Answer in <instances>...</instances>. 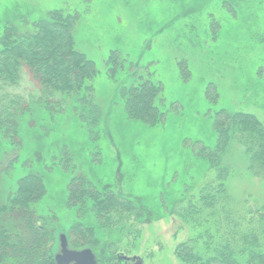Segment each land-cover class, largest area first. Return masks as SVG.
Returning <instances> with one entry per match:
<instances>
[{
	"label": "rangeland",
	"instance_id": "rangeland-1",
	"mask_svg": "<svg viewBox=\"0 0 264 264\" xmlns=\"http://www.w3.org/2000/svg\"><path fill=\"white\" fill-rule=\"evenodd\" d=\"M176 2L0 0V38L13 21L29 18L31 23L48 11L75 15L76 50L96 65L97 75L89 83L102 107L105 124L98 123L99 129L106 128L108 136L95 128L92 138L69 109L57 111L54 122L44 120L43 126H51L48 133H36L39 124L25 117L17 136L0 133V203L9 201L22 178L43 174L47 192L37 210L52 228L54 259L61 253L62 235L74 250L68 230L75 212L66 204L65 190L70 170L57 158L60 145L69 148H63L65 153L72 152L76 171L96 174L99 180L121 179L125 192L143 200L147 213L132 219L135 234L104 230L90 218L97 222L93 225L100 245L121 240L118 257L123 264V257L143 264H183L176 249L190 242L201 249L204 260H211L216 247L226 243H232L242 259L245 235L248 242L258 237L264 250V179L249 170L235 143L226 158L231 169L227 200L215 210L198 206L201 215L188 224L172 213L174 200L186 186L193 184L191 200L197 203L201 188L216 184L215 171L208 172L194 154L215 145L213 120L219 111L253 114L264 123V0H231L223 6L218 0ZM113 53L119 56L114 65L109 62ZM23 75L19 92H31L37 82L27 69ZM145 81L158 88L154 105L164 114L155 128L130 121L125 113L123 90ZM96 138L105 158L93 170L86 149Z\"/></svg>",
	"mask_w": 264,
	"mask_h": 264
},
{
	"label": "trees",
	"instance_id": "trees-1",
	"mask_svg": "<svg viewBox=\"0 0 264 264\" xmlns=\"http://www.w3.org/2000/svg\"><path fill=\"white\" fill-rule=\"evenodd\" d=\"M176 1L181 3L184 0ZM218 1L223 6L231 0ZM28 21L29 18L10 22L0 38V133L17 136L21 133L24 117L39 124L36 133L43 134L45 129L48 133L47 128L51 126H43L44 120L54 122L57 111L69 109L77 114L81 126L90 130L92 138L95 128L108 136L106 128L103 127L104 132L99 129L98 123L102 125L104 122L102 107L97 102L94 86L89 83L97 75L96 65L75 47L73 28L76 16L48 11L39 20ZM118 57L113 53L109 62L117 64ZM26 69L33 75L37 86L32 87L31 92L25 89L19 92ZM145 82L140 87L123 90L125 113L130 121L155 128L162 124L164 114L154 105L158 88ZM213 121L215 145L198 148L194 155L206 165L208 172L215 171L216 184L203 186L197 191V203L191 200L196 189L193 190V184H190L172 206L173 215L187 224L190 218L200 214L198 206L215 210L227 200L226 183L231 169L226 158L233 143L248 159L249 170L264 179V123L253 114L225 110L219 111ZM63 148L68 147L60 145L57 158L60 165L66 161L70 170L65 189L66 204L75 212V222L68 230L70 247L78 251L91 248L98 264H123L118 257L121 240L100 245L95 239L97 229L93 224L98 222L104 230L135 234L132 219H141L144 212L147 213L143 200L125 192L121 179L110 177L107 182L103 178L97 179L96 174L86 176L81 170L76 171L72 152L65 153ZM86 154L88 166L93 170L104 163L105 153L97 138L91 147H87ZM105 173L111 175L113 171L106 170ZM46 192L43 174L31 173L19 181L8 202L0 203V264H56L57 247L52 228L46 225L47 219L37 210ZM91 216L97 222L92 223ZM82 218L88 219L84 221ZM248 238L247 235L242 237L239 250L242 259L238 258L232 243L216 247L211 260H204L201 249L191 242L180 244L176 256L183 264H264V250L259 238H254L253 242H248Z\"/></svg>",
	"mask_w": 264,
	"mask_h": 264
},
{
	"label": "water",
	"instance_id": "water-1",
	"mask_svg": "<svg viewBox=\"0 0 264 264\" xmlns=\"http://www.w3.org/2000/svg\"><path fill=\"white\" fill-rule=\"evenodd\" d=\"M123 257V260H126ZM57 264H98L96 256L90 249L81 251L70 250L66 236H61V253L55 258ZM138 264H143L139 262Z\"/></svg>",
	"mask_w": 264,
	"mask_h": 264
},
{
	"label": "flooded vegetation",
	"instance_id": "flooded-vegetation-1",
	"mask_svg": "<svg viewBox=\"0 0 264 264\" xmlns=\"http://www.w3.org/2000/svg\"><path fill=\"white\" fill-rule=\"evenodd\" d=\"M126 258L127 259L124 260L125 264H138L139 262H143L142 260L136 259V258H134V259H131V258H128V257H126Z\"/></svg>",
	"mask_w": 264,
	"mask_h": 264
}]
</instances>
